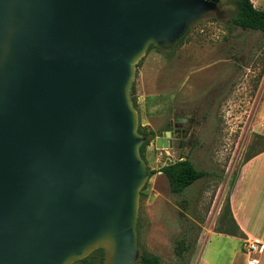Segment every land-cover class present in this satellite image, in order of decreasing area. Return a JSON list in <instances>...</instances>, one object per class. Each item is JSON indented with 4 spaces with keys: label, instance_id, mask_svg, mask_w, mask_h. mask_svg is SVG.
I'll return each mask as SVG.
<instances>
[{
    "label": "water",
    "instance_id": "1",
    "mask_svg": "<svg viewBox=\"0 0 264 264\" xmlns=\"http://www.w3.org/2000/svg\"><path fill=\"white\" fill-rule=\"evenodd\" d=\"M219 2L0 0V264L138 261V64Z\"/></svg>",
    "mask_w": 264,
    "mask_h": 264
},
{
    "label": "rangeland",
    "instance_id": "2",
    "mask_svg": "<svg viewBox=\"0 0 264 264\" xmlns=\"http://www.w3.org/2000/svg\"><path fill=\"white\" fill-rule=\"evenodd\" d=\"M252 1L264 9V0ZM236 2L221 0L219 10L192 23L173 48H151L137 68L131 94L139 127L161 134L172 92L192 107L202 101V126L191 149L158 145L157 135L146 146L155 173L141 192L140 258L134 264H144V251L162 264H230L237 250L218 231L232 228L231 197L244 165L264 152V33L233 22ZM152 95L161 102L158 110L143 108ZM181 157L207 175L176 194L161 168ZM248 258L247 249L241 250L234 264ZM89 261L106 264V253H94Z\"/></svg>",
    "mask_w": 264,
    "mask_h": 264
},
{
    "label": "crops",
    "instance_id": "3",
    "mask_svg": "<svg viewBox=\"0 0 264 264\" xmlns=\"http://www.w3.org/2000/svg\"><path fill=\"white\" fill-rule=\"evenodd\" d=\"M148 99L150 103L145 102L144 109L150 107L157 110L160 107L161 102H155L156 95ZM241 175L231 197L232 228L218 231L235 243L237 250L230 264H234L249 241L257 239L264 243V152L251 158L244 165ZM259 259V264H264V251ZM244 264H248V259Z\"/></svg>",
    "mask_w": 264,
    "mask_h": 264
},
{
    "label": "trees",
    "instance_id": "4",
    "mask_svg": "<svg viewBox=\"0 0 264 264\" xmlns=\"http://www.w3.org/2000/svg\"><path fill=\"white\" fill-rule=\"evenodd\" d=\"M236 5L238 8V14L232 19L233 22L236 25L241 26L243 29L261 30L264 33V9L257 8L252 0H237ZM182 39L183 38H181L179 42ZM153 47L162 50V48L155 45H151L148 50ZM142 60L139 62L138 67L140 66ZM133 102L137 108V104L134 99ZM139 131L146 137V141L141 146L142 155L146 159V146L150 143L151 139L155 137V133L153 131H146L142 128V126L139 127ZM148 169L150 176H152L155 171L151 170L149 166ZM161 170L168 177L172 192L176 194L182 193L185 189H187V187L207 175L205 170L196 168L190 159L183 157L176 160V162H171L167 165H164ZM180 245V248L185 251L186 249H184V243L182 242ZM94 253H100L101 255H104L106 250L104 248H99L86 258L73 264H79L81 262L82 264H93L92 261H89V258ZM141 260L144 264H162L161 258L159 256L151 254L148 251H144L142 253ZM99 264L104 263L101 262Z\"/></svg>",
    "mask_w": 264,
    "mask_h": 264
},
{
    "label": "flooded vegetation",
    "instance_id": "5",
    "mask_svg": "<svg viewBox=\"0 0 264 264\" xmlns=\"http://www.w3.org/2000/svg\"><path fill=\"white\" fill-rule=\"evenodd\" d=\"M220 3L221 0L218 3L219 8ZM219 8L215 11H218ZM168 96L169 113L167 121L161 134H155V136L157 135L156 142L159 137L168 138L167 145L171 147L191 149L196 144L197 133L202 126V121L198 116L199 111L202 110V101L192 107L189 102H186L187 99L185 97L180 99V96L176 95L175 92L169 93ZM167 132L171 134L168 136ZM162 144L165 145V142L163 141Z\"/></svg>",
    "mask_w": 264,
    "mask_h": 264
},
{
    "label": "built area",
    "instance_id": "6",
    "mask_svg": "<svg viewBox=\"0 0 264 264\" xmlns=\"http://www.w3.org/2000/svg\"><path fill=\"white\" fill-rule=\"evenodd\" d=\"M248 253V264H259L260 259L256 256L264 251V243L260 240L249 241L246 245Z\"/></svg>",
    "mask_w": 264,
    "mask_h": 264
}]
</instances>
